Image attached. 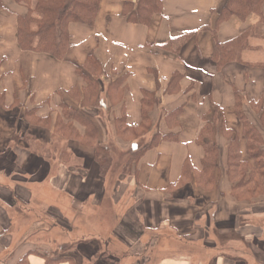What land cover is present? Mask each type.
Listing matches in <instances>:
<instances>
[{
	"label": "crops",
	"instance_id": "crops-1",
	"mask_svg": "<svg viewBox=\"0 0 264 264\" xmlns=\"http://www.w3.org/2000/svg\"><path fill=\"white\" fill-rule=\"evenodd\" d=\"M161 1L141 23L123 15L124 0H101L93 25L69 24L72 46L59 59L21 48L28 8L2 0L0 264H264V194L244 197L229 175L235 143L254 164L237 101L264 137V21L216 25L224 0ZM215 27L220 43L249 34L239 59L220 67ZM84 119L96 138H85ZM69 122L80 139L59 136ZM143 125L138 138L118 131ZM206 125L205 142L218 147L213 185L197 180ZM140 143L150 146L122 172L113 158L102 173L98 144L115 156ZM106 202L115 210L107 225Z\"/></svg>",
	"mask_w": 264,
	"mask_h": 264
},
{
	"label": "trees",
	"instance_id": "trees-1",
	"mask_svg": "<svg viewBox=\"0 0 264 264\" xmlns=\"http://www.w3.org/2000/svg\"><path fill=\"white\" fill-rule=\"evenodd\" d=\"M17 3L24 4L28 8L25 16H20L18 23V40L21 48L25 50L46 52L52 56L62 59L69 52L72 41L69 32V24L72 22H80L93 25L98 14L101 0H14ZM125 8L123 15L129 20L148 23L152 15L159 12L162 7L161 0H139L138 5L134 9L133 0H124ZM223 6L216 18V25L222 20H230L238 18L242 21L247 20L251 14H257L264 21L262 5L264 0H224ZM3 7L0 0V8ZM218 27V26H217ZM217 27L213 30L216 37L214 59L218 66L240 57V52L246 47L248 42V33L241 35L239 38L229 42L220 43L217 39ZM89 66L93 72H99V66L95 58H89ZM96 87L89 93V99L94 100V105H101L100 100L96 98ZM261 115V122L264 124V107ZM68 111V109H67ZM237 113L244 124V132L248 139L247 152L248 156L254 161V164L247 160H241L238 153L237 143L233 145L231 154L229 155V175L235 181L236 187L243 188L241 191L244 197L250 195L256 196L264 194V137L252 121L245 114L242 103L237 101ZM70 117L69 112H67ZM73 116V114L71 115ZM145 120L147 115L145 114ZM86 125L85 138H96L97 130L88 119H84ZM264 127V126H263ZM119 134L138 138L147 131V126L143 125L142 129L130 128L125 130L118 129ZM57 132L60 137L79 138L78 131L73 127L72 123L61 124ZM213 129L210 125H206L201 130L199 142L205 148V157L203 159L202 170L199 171L197 180L204 185H213L216 183L215 170L217 166L218 147L214 142H205V137H211ZM147 146L133 152L127 163L138 158L140 153L148 148ZM96 158L99 162L101 171L106 174L113 161V150L110 145L96 146ZM127 165H125L126 168ZM260 179L257 180V177ZM255 185H251L252 182ZM241 195V194H240Z\"/></svg>",
	"mask_w": 264,
	"mask_h": 264
},
{
	"label": "rangeland",
	"instance_id": "rangeland-1",
	"mask_svg": "<svg viewBox=\"0 0 264 264\" xmlns=\"http://www.w3.org/2000/svg\"><path fill=\"white\" fill-rule=\"evenodd\" d=\"M40 125H43V123H41ZM259 126H261V127H263L264 126V124L261 122V124L259 125ZM260 130V129H259ZM261 131V130H260ZM43 132H45V131H43ZM58 137V136H57ZM65 138H68L67 136H65ZM129 138H131V139H133L134 137H129ZM140 147H141V143L140 144H138V148H134L133 150H136V149H140ZM132 150V151H133ZM132 151H130L128 154L126 153H124V152H118V154H116L115 156H114V159H115V162L116 163H118V172L117 171H115V173H120V172H122V170H123V167H124V164H125V162L126 161H128V159L131 157V156H129V154L130 153H132ZM258 179H260V177L258 176L257 177V180ZM114 181L113 182H116V180L117 181H119V180H121V183L122 182H124L125 180V183H127L128 182V179L126 178H115V179H113ZM256 184V182L254 181V182H252L251 183V185H255ZM259 194H260V192H259ZM258 194V195H259ZM252 195H250V197H251ZM242 198H243V196H241ZM248 197V196H247ZM100 213L101 214H103V216H104V222H106V225H107V222L109 223V222H112V219H113V217H114V215H115V210L113 209V207L109 204V202H106L105 203V205H104V208H102L101 209V211H100ZM108 215H109V219H108ZM45 241H47V238L46 237H44L43 238ZM43 242V241H42ZM36 241H34V244H35V246H36ZM44 243H46V242H44ZM25 245H28L29 243L28 242H25L24 243ZM38 244V243H37ZM48 244V243H47ZM50 244V243H49ZM0 246H4V243L2 242H0ZM40 246H42V244H40ZM1 248V247H0ZM35 248H38V247H35ZM42 248V247H41ZM42 250L44 251L45 249H43L42 248Z\"/></svg>",
	"mask_w": 264,
	"mask_h": 264
},
{
	"label": "bare ground",
	"instance_id": "bare-ground-1",
	"mask_svg": "<svg viewBox=\"0 0 264 264\" xmlns=\"http://www.w3.org/2000/svg\"><path fill=\"white\" fill-rule=\"evenodd\" d=\"M0 217L2 218V217H3V214H2V215H0Z\"/></svg>",
	"mask_w": 264,
	"mask_h": 264
}]
</instances>
